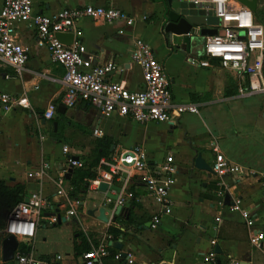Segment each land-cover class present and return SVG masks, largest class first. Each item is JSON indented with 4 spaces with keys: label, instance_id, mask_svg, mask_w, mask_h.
I'll return each mask as SVG.
<instances>
[{
    "label": "crops",
    "instance_id": "crops-1",
    "mask_svg": "<svg viewBox=\"0 0 264 264\" xmlns=\"http://www.w3.org/2000/svg\"><path fill=\"white\" fill-rule=\"evenodd\" d=\"M1 3L2 0L0 6ZM84 5L113 6L134 19L132 25L120 20L91 18L79 22L82 32L79 39L86 47V56L95 63L113 61L117 65L115 71L107 74L108 80L122 82L130 90L142 87V71L131 59L134 41L142 39L163 64L172 99L196 104L198 111L182 113L174 124L138 123L115 114L106 117L86 102L57 111V105H63L64 69L51 60L47 47L37 43L36 30L31 24L15 25L16 40L27 49L28 57L20 76L12 67L0 66V91L25 97L28 106L6 111L0 103V180L10 186L25 185V197L40 190L55 202V186L50 178L38 182L27 177L43 159L51 163L50 172L54 176L67 167V156L87 159L96 150L106 149L105 158H112L122 149L139 145L146 153L149 169L164 163L167 156H172L176 167L167 211L159 212L160 206L145 190L142 177L147 170L133 174L125 187L119 178H112L109 183L118 186L120 194L132 193L130 200L122 204L126 212L116 215L117 202L108 201L105 192L88 185L86 194L80 198L82 204L77 216L55 225L39 226L30 241L31 250L38 257L61 254L64 263L71 264L79 255L75 246L80 244L81 234L92 245L91 239L99 243L107 235V229L115 227L122 232L115 240L122 243V248L116 250L130 254L133 261L122 259L113 264H239L242 261L264 264V249L250 244L251 230L238 212H231L227 205L219 203L221 197L217 194L221 189L229 194L230 200L240 197L243 207L255 216L254 228L264 233V98L238 96L233 78L230 79L233 87L225 93L222 69L214 64L203 67L193 63L191 59L201 56V38L193 39L189 52L177 45V39L172 36L168 46L163 33L167 6L160 0H33L34 11L44 14ZM69 33L71 43L75 35ZM53 101L56 102L53 117L45 119L43 112ZM252 124H256L255 130L251 129ZM95 129L101 134L95 135ZM213 141L227 159L241 166L240 173L225 175L220 180L215 174L208 177L206 171L193 166L196 152L212 165ZM218 181L222 182L221 187ZM214 183L219 188L213 190ZM66 186L70 188L68 182ZM102 206L108 217L106 223L97 219V210ZM89 210L95 213L91 215ZM155 214H160V223L152 229L149 223ZM88 234L92 237L88 238ZM215 245L221 252L213 260L205 261L204 257ZM110 261L106 258L105 264Z\"/></svg>",
    "mask_w": 264,
    "mask_h": 264
},
{
    "label": "built area",
    "instance_id": "built-area-1",
    "mask_svg": "<svg viewBox=\"0 0 264 264\" xmlns=\"http://www.w3.org/2000/svg\"><path fill=\"white\" fill-rule=\"evenodd\" d=\"M192 3L202 9L206 15L218 19L217 24H206V28L217 29L216 35L203 36L201 53L204 58L199 62L194 58L193 63L203 67L213 64L217 68L233 73L236 80L237 95L240 97L260 95L264 98V27L256 19L255 13L237 0H179ZM83 18L102 19L107 22L120 20L126 25H132L134 19L127 12L113 7L100 5H84L73 8H62L52 14L34 11L33 0H2L0 6V66L12 67L15 74L20 76L27 61V49L15 37L17 24H31L37 34V43L47 47L51 60L64 69L61 83L64 92L61 102L66 107H74L79 102H86L100 110L103 116L113 114L129 117L138 123L166 122L174 124L182 113H197V105L193 103H177L172 99L170 82L163 64L157 59L154 49L144 40L136 39L131 51L132 61L142 71L143 85L138 90H130L122 82L110 81L107 74L117 69L113 61L95 63L92 57L86 56V47L80 41L81 29L79 22ZM201 26H194L191 34L198 35ZM73 32L75 39L65 44L57 38V33ZM212 61H216L215 63ZM9 75H5L8 78ZM0 103L4 110L16 106L27 107L25 97H16L0 91ZM55 106L50 104L43 112L45 119L53 117ZM95 135L101 131L95 129ZM214 161L211 165L214 174L221 180L225 175L241 172V166L229 159L219 150L215 141L211 144ZM66 168L60 169L51 176V163L43 159L39 165L27 173L28 178L41 182L45 177L54 184V198L48 199L40 190L31 192L27 201L19 202L8 213L5 219L4 234L13 235L19 242H30L35 238L37 228L45 225H55L71 217L77 216L81 207L80 198H71L66 186L65 173L73 168H82L85 159L76 156L65 158ZM172 156H167L164 163L149 169V163L144 149L135 145L120 150L112 158H100L96 171L97 177L89 181V187L95 191L101 181L109 182L119 178L123 187L131 176L147 170L142 177L145 190L152 200L160 206L159 212H165L170 206L169 190L175 183L176 167L172 164ZM222 185L221 181L217 182ZM99 192V191H98ZM224 204V191L217 190ZM132 193L118 195V205L130 200ZM110 201L109 198H107ZM231 212H238L249 229V242L255 247L264 249V233L254 228L255 216L243 207L242 199L234 197L227 205ZM51 213V214H50ZM50 214V215H47ZM219 220V217H216ZM160 223V214H155L150 227L156 229ZM5 236V237H6ZM106 235L96 247L77 256L71 264H102L109 255ZM215 241H211L213 246ZM216 256L211 249L204 257L211 261ZM115 260L125 259L132 263L130 254L122 257L120 252L114 254ZM14 264H65L64 257L56 254L51 257H38L30 249L28 252H18L13 258Z\"/></svg>",
    "mask_w": 264,
    "mask_h": 264
},
{
    "label": "water",
    "instance_id": "water-1",
    "mask_svg": "<svg viewBox=\"0 0 264 264\" xmlns=\"http://www.w3.org/2000/svg\"><path fill=\"white\" fill-rule=\"evenodd\" d=\"M167 1V11L165 13V23L163 25V33L166 34L168 40L169 36H172V39H177V45L183 46L186 52H189L191 49V44L194 38H202L203 36L216 35L217 29L215 28H206V24H217L218 19L214 16H208L202 9H198L197 5L192 3L183 2L179 0H166ZM245 6L249 7L253 12L257 10L258 0H237ZM194 26H201L198 35L191 34ZM57 38L65 43L70 44L72 37L71 33H57ZM56 102L53 101L52 105H55ZM61 107L66 108L64 105H57V111H60ZM193 166L198 170H203L207 172L208 177L214 175L212 167L204 161L201 157V153L196 152L192 160ZM72 169H68L66 173V178H68L69 173ZM99 192H105L106 197L110 200L116 201L120 193V188L115 184L101 181L97 187ZM111 191H115L114 194ZM24 201H27V198H24ZM224 204H231L230 196L228 193L224 195ZM127 209L122 205H117L115 209L116 215H121L126 212ZM97 219L101 222L106 223L108 217L105 214V208L102 206L98 210ZM89 214L93 215L94 210H89ZM61 221H64V218H61ZM60 222V221H59ZM150 224V223H149ZM115 249L120 250L122 248V243L119 241L109 243ZM18 247V241L13 235H7L4 237L1 243V257L2 261L13 260L14 254ZM215 252L220 253L221 249L218 245H215ZM122 257H126L125 253L121 254ZM239 264H247V262L242 261Z\"/></svg>",
    "mask_w": 264,
    "mask_h": 264
},
{
    "label": "trees",
    "instance_id": "trees-1",
    "mask_svg": "<svg viewBox=\"0 0 264 264\" xmlns=\"http://www.w3.org/2000/svg\"><path fill=\"white\" fill-rule=\"evenodd\" d=\"M160 1L167 6L166 0H160ZM164 36L167 45L170 46L171 44L166 34ZM202 58H204V55L201 53L200 59ZM212 62L215 63L216 61H212ZM105 152H107L106 149L104 152H99L96 150V152H94L91 155V157L89 156L87 159H85V164L82 168L72 169L69 178L67 179V182L71 188L69 190V196L71 198H81L82 196L84 197L89 185V181L97 177L96 168L100 158L108 157V155L105 154ZM216 188L217 187L214 183L212 189L215 190ZM25 195H26L25 185L17 183L10 186L7 185L4 181L0 180V252H1L2 240L6 236L3 232V229L5 227L6 216L14 208V206H16L19 202L23 201ZM131 201H132V205L134 206V199H132ZM130 214H132V210L130 211ZM128 220L129 221L132 220L131 215L129 216ZM121 233H122L121 230L115 227H109L107 229V235H110L111 241H115L118 238L119 234ZM81 236L82 238L80 244L75 246V250H76L75 252L77 255L85 251H90L92 247H96L98 244V241L91 239L92 245H90L87 237L82 234ZM30 249H31L30 245H27L26 243L23 242H19L18 252H28ZM108 249H109V256L105 257L104 258L105 260L103 259L102 264H105L106 258L112 260L108 262V264H113V262L122 260V259L120 260L114 259V254L117 253L118 250L114 249L112 246H109ZM0 264H14V261L13 260L2 261L0 255Z\"/></svg>",
    "mask_w": 264,
    "mask_h": 264
},
{
    "label": "rangeland",
    "instance_id": "rangeland-1",
    "mask_svg": "<svg viewBox=\"0 0 264 264\" xmlns=\"http://www.w3.org/2000/svg\"><path fill=\"white\" fill-rule=\"evenodd\" d=\"M255 17L260 22V24H262V26L264 27V0H259L258 1V7H257V10L255 11ZM196 60L199 62L200 59L196 58ZM263 71H264V68H263ZM221 73L223 74V79H224V92L227 93L228 90H230L231 87H233V83H232V81H230V79L231 78L235 79V76L233 75V73H231L230 71H227V70H222ZM235 84H236V82H235ZM236 89H237V87H236ZM255 125L256 124H254V125L252 124L251 129H254L255 130ZM56 228L62 230L63 229V226H60V227L57 226ZM91 237L92 236L90 234H88V238H91ZM26 244L27 245H31L30 242H28V241H26ZM53 247L54 246H52V248ZM1 259H2V257H1Z\"/></svg>",
    "mask_w": 264,
    "mask_h": 264
}]
</instances>
